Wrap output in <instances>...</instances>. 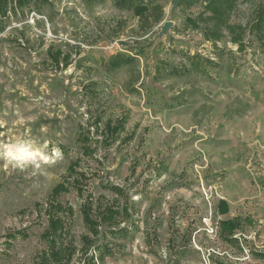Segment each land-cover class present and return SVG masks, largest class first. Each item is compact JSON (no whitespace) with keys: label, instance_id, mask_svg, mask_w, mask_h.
<instances>
[{"label":"rangeland","instance_id":"374dc122","mask_svg":"<svg viewBox=\"0 0 264 264\" xmlns=\"http://www.w3.org/2000/svg\"><path fill=\"white\" fill-rule=\"evenodd\" d=\"M152 1L163 20L141 34L142 9L120 10L114 0H8L0 143L34 139L62 155L36 171L0 162V264H37L47 248L46 203L56 184L75 178L71 162L84 178L82 193L57 198L73 210L59 240L74 250L65 264H264L255 256L264 253V48L246 33L239 53L225 37L217 60L200 32L184 27L199 4L182 13L174 0ZM250 18L240 4L231 20ZM166 22L172 26L160 35ZM135 51L143 54L132 70H104L112 54ZM57 52L58 64L50 58ZM186 54L216 66L206 76L155 73L188 66ZM119 121L124 129L106 135L105 124ZM89 197L93 219L100 206L120 212L94 237L81 215Z\"/></svg>","mask_w":264,"mask_h":264},{"label":"trees","instance_id":"16d2710c","mask_svg":"<svg viewBox=\"0 0 264 264\" xmlns=\"http://www.w3.org/2000/svg\"><path fill=\"white\" fill-rule=\"evenodd\" d=\"M36 0H16V4L19 7L30 4ZM46 1V0H44ZM87 7L95 4H102L105 0H81ZM8 0H0V31L2 28V19L7 14ZM114 6L120 10H140L138 15L139 32L144 34L158 25L164 16L163 6L152 0H114ZM201 11L195 16H187L184 22V27L191 28L200 32L201 38L204 42L210 43L213 47L214 57L219 60L222 57V50L217 47V44L223 39L228 38L229 42L236 46V51L243 53L246 50L245 34L253 35L258 44L264 48V0H180L177 4V8L180 12L185 13L191 7L198 5ZM240 4H245L251 8V18L245 23L233 22L231 20L232 15L238 9ZM142 51L131 52L127 54L124 52H117L108 57L103 62V68L106 72H113L120 68L129 67L131 70L138 63V57L142 56ZM60 53L51 55V61L58 64ZM188 66L182 65L180 68L166 66L164 68H155V73L163 72L169 76H186L189 74H196L199 76H206L210 68L216 66L213 58L203 57L200 54L185 55ZM62 65H67L68 57L62 56ZM134 76V73H131ZM125 121H119L117 123L108 122L104 126V132L109 137L117 135L118 132L124 129ZM79 142H81V148L84 153L90 151L88 145L85 144L86 136L84 134L79 135ZM76 163L71 162L67 168L69 171V177L75 175L72 182H59L56 184L50 193L47 209L45 211L47 215V227L42 233V237L47 243V248L42 252L37 264H65L67 263L73 253V249L60 243V239L64 234L65 229V216L73 212L71 207H64L57 198L61 193L68 192L71 188H74L77 194L82 193V180L84 174L77 173L75 170ZM68 181V180H67ZM116 191L117 188H114ZM92 203L91 198L84 199V205L82 206V221L90 231L91 236L94 237L99 233V228L102 225H110L115 220L120 212L112 206H100L98 208V217L92 218ZM61 213V214H60ZM61 215V216H60ZM227 229H232V223L224 224ZM83 245L86 249L92 244V239L88 236L83 237ZM258 259L264 260V253L255 255Z\"/></svg>","mask_w":264,"mask_h":264},{"label":"clouds","instance_id":"9594fccd","mask_svg":"<svg viewBox=\"0 0 264 264\" xmlns=\"http://www.w3.org/2000/svg\"><path fill=\"white\" fill-rule=\"evenodd\" d=\"M62 155L61 149L53 146L49 151L48 142L40 143L34 139L18 137L0 143V162L5 168L24 171L39 170L42 166L54 162Z\"/></svg>","mask_w":264,"mask_h":264},{"label":"water","instance_id":"95a60500","mask_svg":"<svg viewBox=\"0 0 264 264\" xmlns=\"http://www.w3.org/2000/svg\"><path fill=\"white\" fill-rule=\"evenodd\" d=\"M179 1L180 0H174V7L177 6ZM171 26H172L171 22L164 23L163 26L161 27L160 35H162L164 32H166Z\"/></svg>","mask_w":264,"mask_h":264}]
</instances>
